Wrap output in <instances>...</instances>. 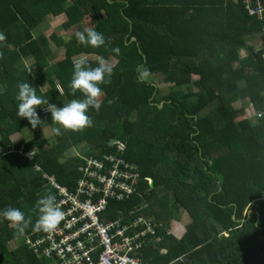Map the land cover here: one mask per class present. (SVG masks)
Wrapping results in <instances>:
<instances>
[{"label":"trees","instance_id":"16d2710c","mask_svg":"<svg viewBox=\"0 0 264 264\" xmlns=\"http://www.w3.org/2000/svg\"><path fill=\"white\" fill-rule=\"evenodd\" d=\"M51 1L65 9L63 30L83 31L88 16L104 46H84L72 36L59 42L65 56L53 63L50 40L36 33L52 13ZM263 28L242 0H0V210L19 208L34 222L35 200L54 194L44 174L72 192L83 158L114 153L111 140L121 141L120 157L137 167L140 182L131 198L110 202V219L135 211L155 220L159 228L144 249L146 262L264 264V116L253 114H264V61L248 43ZM101 57L116 63L99 109H89L92 125L61 129L54 144L36 138L16 115L17 84L28 81L37 95L62 106L82 98L69 86L74 61L95 66ZM26 68L32 71L25 74ZM141 68L172 86L170 92L161 95ZM37 112L44 121L37 128L56 127L48 112ZM81 143L84 156L66 155ZM19 149L31 158L23 159ZM180 211L189 219L183 235L163 237ZM33 232L30 227L16 238L0 219V264H59L28 249L25 237Z\"/></svg>","mask_w":264,"mask_h":264},{"label":"built area","instance_id":"2783aa9c","mask_svg":"<svg viewBox=\"0 0 264 264\" xmlns=\"http://www.w3.org/2000/svg\"><path fill=\"white\" fill-rule=\"evenodd\" d=\"M242 5L249 17L264 21V0H242ZM258 49L264 61V28ZM253 114L259 119L264 116ZM112 146L114 153L83 158L85 164L72 192L54 176L43 175L64 217L54 231H34L25 237L28 249L39 258L59 264H149L143 258L144 249L157 236L159 226L143 216L136 217L135 211L110 219V202L131 198L140 182L137 167L120 157L125 144L114 141ZM18 155L31 158L23 149ZM148 182L151 185L153 181Z\"/></svg>","mask_w":264,"mask_h":264},{"label":"clouds","instance_id":"9594fccd","mask_svg":"<svg viewBox=\"0 0 264 264\" xmlns=\"http://www.w3.org/2000/svg\"><path fill=\"white\" fill-rule=\"evenodd\" d=\"M75 36L78 43L84 46L99 48L105 44L103 34L92 27L76 32ZM4 39L3 33H0V41ZM112 51L118 53L119 49L114 48ZM113 70V65L103 57L97 60L95 66H91L84 58L75 60L69 86L74 91H79L82 98L71 99L62 106L47 102L37 95V87L32 86L28 81L18 83V92L15 97L18 101L16 115L19 119L26 120L32 129H36L44 122L40 119L37 109L46 111L50 114L52 124L56 125L51 129L55 134H59L61 129L79 131L90 127L92 120L89 109H99L98 98L103 94L102 85L111 83ZM31 71L29 69L28 73ZM145 75H147L146 72ZM29 155L31 156V152ZM33 210L36 214L34 222L30 216H26L19 208L12 206L0 210V219L7 221L14 229L15 237L20 238L30 227L32 231L50 233L56 229L64 217V212L51 191L35 200Z\"/></svg>","mask_w":264,"mask_h":264},{"label":"rangeland","instance_id":"374dc122","mask_svg":"<svg viewBox=\"0 0 264 264\" xmlns=\"http://www.w3.org/2000/svg\"><path fill=\"white\" fill-rule=\"evenodd\" d=\"M52 4V13L51 14H46L44 16V20L42 25H40V27L37 29V34H43L47 37L48 40H50V48L53 52V56H52V62L55 63L61 59L64 58V47L60 46L59 42H67L70 40V38L72 36H75L76 32L81 31V26H75L69 30H63L62 28V24L65 23V21L67 20L66 14H65V9L64 7H57L55 5V3L53 1H51ZM41 16L42 13H37V18L38 21L41 20ZM84 27H91L92 26V21L91 19L87 16L84 18V23H83ZM249 45H251L252 47H254L256 50L258 49V46L260 44V38L258 39H254V40H250L248 41ZM240 58L241 60H245L247 56V52L245 50H242L240 52ZM92 58H94L92 56ZM112 65H114L116 63V60L111 59L109 61ZM239 63L236 64V67L238 66ZM27 67H30V62L26 63ZM28 68H26L25 74H29L28 73ZM145 72L147 73V75H145ZM141 75L144 79H147L149 81H154L157 86L159 87V89L162 91L161 95H167L172 86H169L167 84H164L162 82L159 81V78L156 77H152L148 74L147 70L145 68H141ZM48 90V87L45 85L44 88L42 87V91L43 93H45ZM103 95H101L98 98V101H100L102 99ZM235 107H241V102H238L236 104H234ZM249 111V109L247 110ZM247 117H249V114L247 115ZM52 127H54L53 125H48L47 123H45L42 127L40 128H36L35 131V137L38 138L40 137H44L45 139L48 140V142L54 144L55 143V137L56 134L53 133L51 131ZM24 136H30V134H24V133H20L17 135V137L22 138ZM81 145L83 146L81 148ZM87 147L84 143L79 144L78 146L72 147L70 148V150H68V152H66V155L68 157H75V156H84L82 149ZM81 152V153H80ZM84 154H88V148H86L84 150ZM148 220H152L155 221L154 219L150 218ZM178 221L183 227H185L186 223L189 222L188 217L185 215L184 211H180L176 217L173 219L172 222H176ZM174 227V224H172V228ZM19 245V240H16L15 243L13 244V247L11 249H15L17 248ZM50 264H55L54 261H52Z\"/></svg>","mask_w":264,"mask_h":264},{"label":"crops","instance_id":"0c3cea01","mask_svg":"<svg viewBox=\"0 0 264 264\" xmlns=\"http://www.w3.org/2000/svg\"><path fill=\"white\" fill-rule=\"evenodd\" d=\"M185 215L187 216V214H185ZM172 221H173V219H172ZM172 221L170 222V225H169V233H171L176 238H180L183 235L184 231H185V227H183L178 221H176V222H172ZM172 224H174L173 228H172Z\"/></svg>","mask_w":264,"mask_h":264},{"label":"water","instance_id":"95a60500","mask_svg":"<svg viewBox=\"0 0 264 264\" xmlns=\"http://www.w3.org/2000/svg\"><path fill=\"white\" fill-rule=\"evenodd\" d=\"M136 39L135 38H133V41H135ZM113 143H114V140H111V142H110V146H112L113 145ZM153 186V182H152V184H151V187ZM168 233H169V228H168V230H167V232H165V234L163 235V237H165L166 235H168Z\"/></svg>","mask_w":264,"mask_h":264}]
</instances>
